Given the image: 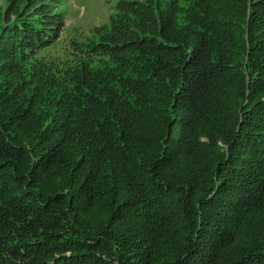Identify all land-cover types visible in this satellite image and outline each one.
<instances>
[{
    "label": "trees",
    "instance_id": "trees-1",
    "mask_svg": "<svg viewBox=\"0 0 264 264\" xmlns=\"http://www.w3.org/2000/svg\"><path fill=\"white\" fill-rule=\"evenodd\" d=\"M113 9L0 34V264H264V0Z\"/></svg>",
    "mask_w": 264,
    "mask_h": 264
},
{
    "label": "rangeland",
    "instance_id": "rangeland-1",
    "mask_svg": "<svg viewBox=\"0 0 264 264\" xmlns=\"http://www.w3.org/2000/svg\"><path fill=\"white\" fill-rule=\"evenodd\" d=\"M115 1L0 0V34L10 22H15V28L20 30L26 23L38 24L40 27L29 24L28 28H24L28 34L33 31L34 36L42 34L43 31L55 34L56 41L48 46L47 51L29 55L31 61L47 63L51 59L62 57L66 47L73 41L99 40L103 31L94 32V29L109 24L111 15L115 14L113 9ZM2 14L5 16L4 19ZM48 27L50 30L46 29ZM221 150L226 151V147L221 146Z\"/></svg>",
    "mask_w": 264,
    "mask_h": 264
}]
</instances>
